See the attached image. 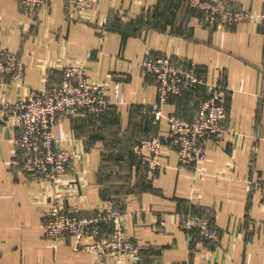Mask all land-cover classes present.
Here are the masks:
<instances>
[{
  "label": "crops",
  "instance_id": "obj_1",
  "mask_svg": "<svg viewBox=\"0 0 264 264\" xmlns=\"http://www.w3.org/2000/svg\"><path fill=\"white\" fill-rule=\"evenodd\" d=\"M191 1L157 19L156 10L176 7L172 0H99L87 11L71 0H50L32 19L19 0H0V50L25 64L0 99L25 98L72 64L106 84L115 102L103 119L58 116V148L79 157L56 184L28 180L19 164L20 124L0 127V264H102L76 251L71 238L45 236L43 216L56 192L68 211L84 215L123 206L124 231L136 245L124 264H264V0H218L252 17L215 28L189 9ZM148 52L193 60L206 82L223 87L228 132L208 142L196 170L169 144L157 170L130 160L132 142L169 133L167 120L156 122L150 112L158 96L141 66ZM205 89L172 98L164 114L191 119ZM190 212L210 220L220 241L185 230Z\"/></svg>",
  "mask_w": 264,
  "mask_h": 264
},
{
  "label": "built area",
  "instance_id": "obj_2",
  "mask_svg": "<svg viewBox=\"0 0 264 264\" xmlns=\"http://www.w3.org/2000/svg\"><path fill=\"white\" fill-rule=\"evenodd\" d=\"M50 0H19L26 15L37 19ZM79 11L95 9L99 0H71ZM189 5L200 12L203 23L215 28L218 25L233 27L249 20L252 13L224 4L218 0H192ZM141 66L157 88V101L150 107L156 122L166 119L167 136L142 138L133 144V152L141 163L153 170L161 167L162 146L169 144L178 153L180 162L194 169L208 156V142L224 138L227 112L222 100L223 87L206 82L200 66L193 60L178 58L172 54L146 53ZM25 64L15 53L0 50V90L15 78L23 77ZM205 86L204 100L192 119L176 114L166 116L163 107L174 96ZM106 84L91 80L84 68L68 64L59 80L48 77L46 86L32 90L25 98L0 99V127L17 121L21 126L18 140L19 164L30 182L58 183L69 165L79 156L57 146L55 132L58 116L86 113L94 118L105 115L114 105ZM188 232H198L208 242H219L220 233L199 212H190L182 220ZM42 227L45 236L63 242L73 240L76 251L92 254L102 264L114 258L119 264L133 257L136 245L124 231L123 210L110 206L94 215L68 211L63 196L56 192L45 210Z\"/></svg>",
  "mask_w": 264,
  "mask_h": 264
},
{
  "label": "trees",
  "instance_id": "obj_3",
  "mask_svg": "<svg viewBox=\"0 0 264 264\" xmlns=\"http://www.w3.org/2000/svg\"><path fill=\"white\" fill-rule=\"evenodd\" d=\"M173 2H172V6H176V7H173V8H170L169 10H167V11H163V10H160V9H158V10H156V18L157 19H159V18H161L162 16H164L165 15V13H167V14H169V12H171V13H175V11L174 10H177L178 9V7H179V4H180V1L181 0H172ZM189 9L190 10H192L193 8H191L190 7V5H189ZM201 17H202V15H201ZM199 88H201V86L199 87ZM199 88L197 89V90H194L193 92H189V93H186V94H184V95H182V96H174V97H172V98H182L183 96H193V95H195L196 94V92H198L199 91ZM207 91H206V89H205V94H204V97L201 99V101H200V103H199V106H200V104L204 101V100H206L207 99ZM171 98V99H172ZM170 99V100H171ZM199 108V107H198ZM111 110V108L108 110V112L105 114V115H103L102 117H100L99 119H103L108 113H109V111ZM198 110V109H197ZM194 117V116H193ZM192 117V118H193ZM191 118V119H192ZM136 141H134V142H132L133 144L135 143ZM132 144V145H133ZM131 145V147H130V149L131 150H129L128 151V155H129V157H130V160H138V158L136 157V155L134 154V152H133V146ZM141 162V161H140ZM116 207H120L122 210H123V206H121L120 205V203L119 202H116V205H115Z\"/></svg>",
  "mask_w": 264,
  "mask_h": 264
}]
</instances>
